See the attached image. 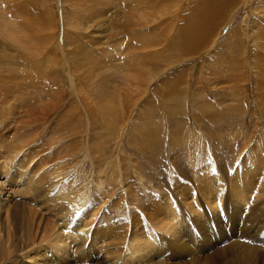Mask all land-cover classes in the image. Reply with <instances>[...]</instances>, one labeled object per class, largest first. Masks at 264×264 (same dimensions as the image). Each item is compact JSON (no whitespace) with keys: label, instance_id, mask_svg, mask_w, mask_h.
<instances>
[{"label":"bare ground","instance_id":"obj_1","mask_svg":"<svg viewBox=\"0 0 264 264\" xmlns=\"http://www.w3.org/2000/svg\"><path fill=\"white\" fill-rule=\"evenodd\" d=\"M169 1L172 0H93L80 10L86 13V19L79 20L76 30L68 33L63 27L59 36L52 32L50 24L42 26L46 29L42 32L28 22L35 20L27 10V7L33 8L32 0L0 1L4 9L0 13V163H4L0 167V178L13 175L11 169L15 167V175L11 176L13 185L28 172L29 178H24L25 194L31 190L37 191L35 197L48 193L52 184L61 180V172L59 168L48 171L50 179L41 180L47 167L43 168L44 163H39V151L48 145L38 144L40 137L28 131L53 122L54 116L68 105L70 97L76 99L77 107L84 114L72 118L85 119L88 125L96 112L91 111L95 102L94 99L91 103L88 101L91 95L88 88L96 71H103L99 64L102 55L120 47L125 38L128 42L123 49L143 52L149 68L134 74L140 86L136 95L142 98L156 81L161 85L167 83L164 77L174 67L186 58H193L204 44H208L214 32L231 21L228 12L238 3V0H174L170 8ZM187 3L194 4L188 15L184 12ZM144 7L150 9L149 13L145 18H137V11ZM261 45L264 48V42ZM172 50L174 54L169 53ZM254 57L264 60V53ZM119 61L124 69L130 65ZM247 67L237 66L241 70L233 73L232 78L239 82L246 80L244 70ZM60 75L62 79L57 78ZM129 75L132 76L126 73L128 79ZM87 92L90 94L86 95ZM40 112L42 118L38 117ZM65 113L69 117L74 114L71 110ZM20 134L24 140L14 144ZM220 179L226 183L224 178L216 177L212 192L202 189L206 183L198 181L205 210H201L200 199L195 205L183 203L182 199H188V192L191 193L188 188L175 193L176 200H168L169 196H166L164 219L150 225L146 236L135 229L129 240H122L120 250L112 251L108 246L103 261L95 255L97 250L105 248L99 246L103 239L101 227L93 225L89 216L79 219L77 213L86 204L88 195L85 198L79 196L74 202L71 199L66 205L60 204L57 210L51 209L52 216L66 229L60 231L58 221L53 224L43 212L39 213L40 208L31 202L24 203L26 195L14 197L7 191L5 181H0V264H264V247L256 244V241L264 242V198L261 196L264 192L259 194L261 191L258 193L254 189L256 196L250 195L253 189L248 187L252 183L244 185L241 180L232 182L237 187L226 188L220 184L217 188ZM44 186L39 190L38 187ZM65 193L58 192L56 197L49 198L57 206L58 200L67 199L62 197ZM51 205L47 204L48 208ZM229 237L234 241L227 245ZM162 254L166 260H158Z\"/></svg>","mask_w":264,"mask_h":264},{"label":"rangeland","instance_id":"obj_2","mask_svg":"<svg viewBox=\"0 0 264 264\" xmlns=\"http://www.w3.org/2000/svg\"><path fill=\"white\" fill-rule=\"evenodd\" d=\"M90 1L93 0H32L33 8L27 7V10L35 20L28 22L42 32L46 31L43 27L50 24L56 36L62 33L63 27L71 33L79 20L86 19V13L80 10ZM174 2L169 1L167 5L172 8ZM191 5L184 6L185 14L192 13L194 4ZM144 8L137 11V18H145L149 13L150 9ZM2 12L4 9L0 5ZM227 17L231 21L214 32L200 53L181 61L164 77L167 83L161 85L156 81L142 98L136 95L140 86L134 74L149 68L143 52L123 49L128 42L126 38L122 39L120 47L109 49L99 63L103 71H96L88 88L91 95L86 94L90 103L93 99L95 102L92 113L96 110L88 125L85 119L72 118L84 114L77 107L76 99L70 97L68 105L54 116L53 122L38 124L28 131L40 137L38 144L51 145H44V150L39 151L38 161L44 163L43 168L47 167L41 180L48 181L47 172L56 168L61 172V180L52 184L48 193L35 197L36 190L24 192L27 190L24 178H29L28 172L13 185L14 167L11 169L13 175L0 178L1 182L5 181L7 191L16 198L27 196L24 203L31 202L40 208L39 213L43 212L53 224L58 220L52 216V208L57 210L60 204L66 205L71 199L74 202L75 198L88 195L86 204L77 213L79 219L89 216L93 225L101 227L103 239L99 246L105 248L95 254L101 261L109 247L112 251L120 250L122 240H129L131 232L138 231L146 236L150 225L160 223L165 216L166 196L168 200H176L175 193L188 188L191 192H188V199H180L184 204L195 205L201 197L198 181L205 182L201 187L210 192L218 176L227 184L220 179L217 188L220 184L226 188L237 187L232 182L241 180L244 185L252 183L248 187L253 189L250 195L256 196L254 189L258 193L261 191L259 194L264 192V60L254 57L264 53L261 45L264 42V0H238ZM169 53L174 54V51ZM119 59L122 63H130L127 69L119 65ZM237 66H248L244 70L246 80L239 82L232 78L233 73L241 70ZM126 73L132 76L128 79ZM57 78L62 79V76ZM84 88L82 85L83 92ZM69 110L74 113L71 117L65 113ZM41 113H38L40 118ZM28 132L25 131L27 135ZM20 136L14 144L22 143L24 137ZM3 165L0 163V167ZM38 188L43 190L45 186ZM58 192L65 193L62 197L67 199L58 200L56 206L49 197H56ZM261 196L264 198V193ZM200 201L201 210H205L203 200ZM47 204L52 205L48 208ZM58 227L62 228L60 231L66 230L61 221ZM231 238L227 245L234 241ZM258 243L264 247L263 241H256ZM158 260H166V256L162 254Z\"/></svg>","mask_w":264,"mask_h":264}]
</instances>
